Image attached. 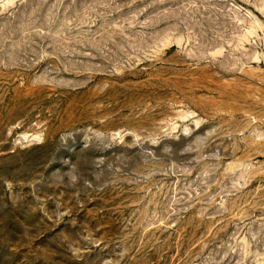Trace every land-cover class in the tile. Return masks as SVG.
<instances>
[{
	"label": "rangeland",
	"instance_id": "obj_1",
	"mask_svg": "<svg viewBox=\"0 0 264 264\" xmlns=\"http://www.w3.org/2000/svg\"><path fill=\"white\" fill-rule=\"evenodd\" d=\"M0 264H264V0H0Z\"/></svg>",
	"mask_w": 264,
	"mask_h": 264
}]
</instances>
